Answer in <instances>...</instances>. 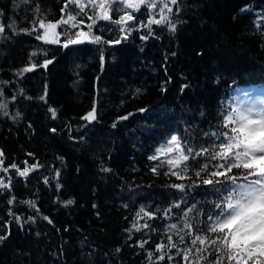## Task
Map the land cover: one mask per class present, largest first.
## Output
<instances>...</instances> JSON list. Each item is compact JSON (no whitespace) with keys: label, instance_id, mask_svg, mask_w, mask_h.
Returning <instances> with one entry per match:
<instances>
[{"label":"trees","instance_id":"trees-1","mask_svg":"<svg viewBox=\"0 0 264 264\" xmlns=\"http://www.w3.org/2000/svg\"><path fill=\"white\" fill-rule=\"evenodd\" d=\"M65 2L0 0V25L5 26L0 33V103L7 105L0 108V179L9 185L0 187V236H7L0 241V264H188L177 249L156 251V245H167L171 236L179 249L190 246L195 235L206 231L214 202L224 193H215L194 175L189 180L171 175L167 161L175 153L162 148L156 161L149 156L166 148L173 134L187 137L194 147H211L214 138L205 133L217 130L223 116L236 108V96L264 89V0H178L180 11L172 6L170 14L175 31L152 25L147 40L141 39L148 32L141 27L148 20L147 8L121 26L97 21L92 34L104 41L121 39L119 44L85 41L64 48L63 35L61 43L49 45L37 40V33L20 31L38 27L42 17L61 19ZM121 7L110 9L113 20L123 14ZM72 11L79 10L71 5ZM93 14L89 6L83 25H61L57 31L69 36L88 31ZM129 24L132 32L122 33L120 27L127 30ZM34 51L37 56L31 57ZM53 57L47 69L20 74L31 63ZM94 104L96 119H82ZM49 108L56 110V118ZM13 163L21 171L42 166L21 177L10 167ZM180 183L187 191L171 187ZM69 199L74 203L66 205ZM142 207L154 218L137 217ZM146 221L148 227L132 228ZM186 222L201 231L185 235L188 230L180 229ZM173 223L177 229L169 228ZM144 240L148 243L139 247ZM160 255L165 259L157 260ZM191 260L197 264L198 256Z\"/></svg>","mask_w":264,"mask_h":264},{"label":"snow or ice","instance_id":"snow-or-ice-1","mask_svg":"<svg viewBox=\"0 0 264 264\" xmlns=\"http://www.w3.org/2000/svg\"><path fill=\"white\" fill-rule=\"evenodd\" d=\"M29 2L30 0H21L23 4ZM71 5H75L79 11L70 12ZM89 6L92 7L94 14L88 17V20L91 21L87 25L88 31H77L71 36L67 35L63 29L60 32L57 31L61 25H69L72 29L83 25L82 14ZM118 6H122L121 11H123V14L118 19L113 20L110 9L111 12H116ZM172 6H176L175 12L180 11L178 0H66L64 7L60 9L61 19L53 21L42 17L39 19L38 27L21 29L20 31L28 34L37 33L36 39L49 45L61 43L60 36L63 35L64 42L62 46L64 48H68L70 45H79L85 41L95 44H119L121 39L104 41L101 36L92 34V29L97 26V21H111L117 26H121L138 19L135 15L137 10L147 8L148 20L141 25V27L148 29L147 34L142 35L141 39L147 40L149 36L153 35L152 25L166 24L170 31H175L177 24L170 19V14L174 11ZM156 9H159L158 13L154 11ZM36 11H40L38 6ZM244 11H247V9ZM157 15L159 16L158 19L156 18ZM40 29H43L42 34L39 32ZM132 30L130 24L127 30L120 27L122 33L127 31L130 34ZM4 31L5 26L0 25V33ZM127 38V35L123 36V39ZM198 54L202 55V53ZM30 56H37V52H32ZM53 59L46 58L43 63H31L30 66L23 68L20 74L32 72L38 67L47 69L53 63ZM100 61L103 69L105 57L102 51ZM186 87L187 85H184L181 90L183 91V88ZM46 96L47 85H45L44 95L40 99L43 100ZM12 99H15V96ZM259 104V107L232 108L230 112L225 114L217 130L205 133V135L214 138L211 147H194L188 143L187 137H178V135L173 134L167 140L166 148L161 146L156 149V154L149 156V160L156 161L158 155L162 152V148L166 153H175L174 158L167 161L171 175L181 180H189L194 175L201 179L203 185L210 186L215 193H224L220 202H214L216 211L208 215L210 223L207 225L206 231L202 235H195L191 239L190 246H186L181 250L178 248L177 243L172 241V237L169 236V243L167 245L157 244L156 251H162L165 247L175 248L178 255L181 252L183 253V259L188 261V264H192L191 257L193 255L198 256V261H205L206 264H224L225 261L228 264H233V262L235 264H249V262L251 264H264V100H261ZM6 107V104L0 103V108ZM139 111L143 112L145 109ZM49 112L52 113L53 118H56L55 109L49 108ZM96 112L97 109L94 104L92 110L82 119L91 122L96 119ZM4 114L7 115V112ZM131 115L132 113H129L127 116L119 117V120H126ZM113 127H116L115 123ZM52 131L55 132L56 129H52ZM3 155L4 153L0 151V157H3ZM201 157L204 158L203 161ZM3 163L4 161L0 159V164ZM198 165L199 167H197ZM41 166L33 164L21 171L15 163L10 165L11 168L16 169L21 177L27 176L32 169ZM172 169H178V171H172ZM233 169L242 171L233 173ZM3 171L7 172L8 168H3ZM102 171L109 172L111 170L103 168ZM151 171L156 174L158 167H152ZM59 174V171H57V176ZM168 174V172L165 173V175ZM238 181L242 182L238 183ZM0 187L8 188L9 185L0 179ZM171 187L181 192L187 191L183 183L173 184ZM189 187H193V185L190 183ZM56 188L59 190L61 185L58 183ZM8 203L12 204L13 200L10 199ZM25 203L35 206L32 201H26ZM64 203L71 205L74 201L69 199ZM173 207L179 208L180 205L176 204ZM165 211L166 213L170 212V210ZM136 215L141 219L146 217L150 220L154 218L155 213L150 210L145 211L142 207ZM15 219L19 222L21 217L16 216ZM33 219V217H28V220ZM44 219L52 223L48 217H44ZM148 226L147 221L139 226L134 222L132 228L140 231L141 228ZM169 228L177 229V224L173 223L169 225ZM184 229L188 230L185 235L189 237L193 236L194 232L199 233L201 231L188 222L184 223L180 230L183 231ZM131 230L128 229L127 231L130 232ZM5 239H7V236H0V241ZM179 240L183 243L184 236H180ZM147 243L148 241L144 240L138 242V245L144 248ZM206 244L210 247H205ZM203 253H207V255ZM152 255L151 252L148 253L150 260ZM212 256L215 259H209ZM156 259L162 261L165 259V255H160ZM167 259L171 261L173 257L169 255Z\"/></svg>","mask_w":264,"mask_h":264},{"label":"rangeland","instance_id":"rangeland-1","mask_svg":"<svg viewBox=\"0 0 264 264\" xmlns=\"http://www.w3.org/2000/svg\"><path fill=\"white\" fill-rule=\"evenodd\" d=\"M246 95L243 96L242 93H239L236 96L235 104L236 108H244L249 106L259 107V102L264 100V89H251L248 90ZM243 96V99L241 98Z\"/></svg>","mask_w":264,"mask_h":264},{"label":"water","instance_id":"water-1","mask_svg":"<svg viewBox=\"0 0 264 264\" xmlns=\"http://www.w3.org/2000/svg\"><path fill=\"white\" fill-rule=\"evenodd\" d=\"M53 61H54V59H53ZM42 63H43V61H42ZM37 69H45V68L38 67V68H36V69H34V70H37Z\"/></svg>","mask_w":264,"mask_h":264}]
</instances>
